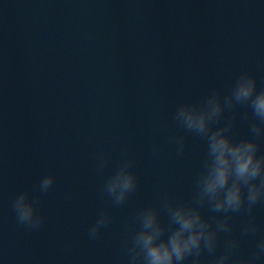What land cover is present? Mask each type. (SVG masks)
I'll list each match as a JSON object with an SVG mask.
<instances>
[{
	"label": "clouds",
	"instance_id": "9594fccd",
	"mask_svg": "<svg viewBox=\"0 0 264 264\" xmlns=\"http://www.w3.org/2000/svg\"><path fill=\"white\" fill-rule=\"evenodd\" d=\"M171 119L175 131L168 141L177 156L184 154L188 137L204 142L199 171L189 199L165 195L134 212L121 243L126 264H264V235L256 240L254 252L240 254L245 238L260 232L254 213L264 205V87H258L252 73L241 72L226 91L213 88L198 100L179 103ZM238 122L246 124V135L236 132ZM161 150L153 144L151 155L157 157ZM110 163L105 153L96 157L98 171ZM135 163L123 152L102 185L101 198L112 207L124 206L136 192ZM55 181L53 174L44 175L35 190L46 194ZM38 201L25 190L11 203L17 224L28 231H38L46 223ZM240 216L247 219L236 235L234 220ZM112 219L101 209L88 227L89 239H99Z\"/></svg>",
	"mask_w": 264,
	"mask_h": 264
}]
</instances>
